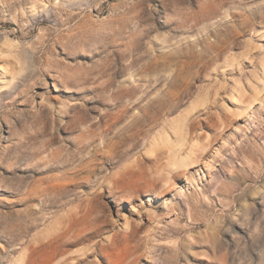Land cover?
<instances>
[{
  "label": "rangeland",
  "instance_id": "rangeland-1",
  "mask_svg": "<svg viewBox=\"0 0 264 264\" xmlns=\"http://www.w3.org/2000/svg\"><path fill=\"white\" fill-rule=\"evenodd\" d=\"M20 261L264 264V0H0Z\"/></svg>",
  "mask_w": 264,
  "mask_h": 264
},
{
  "label": "bare ground",
  "instance_id": "bare-ground-1",
  "mask_svg": "<svg viewBox=\"0 0 264 264\" xmlns=\"http://www.w3.org/2000/svg\"><path fill=\"white\" fill-rule=\"evenodd\" d=\"M13 252H15V251H13ZM21 263H23V261H20V264H21ZM43 264H48V262H45V263H43Z\"/></svg>",
  "mask_w": 264,
  "mask_h": 264
}]
</instances>
